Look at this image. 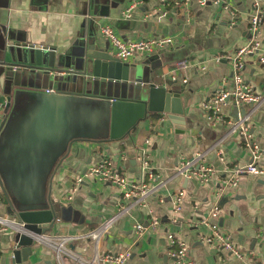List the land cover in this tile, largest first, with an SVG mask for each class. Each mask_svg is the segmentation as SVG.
<instances>
[{
    "label": "crops",
    "instance_id": "1",
    "mask_svg": "<svg viewBox=\"0 0 264 264\" xmlns=\"http://www.w3.org/2000/svg\"><path fill=\"white\" fill-rule=\"evenodd\" d=\"M133 1L0 0V63H5L0 65V103L4 104L0 110V125L23 102L13 105V91L6 93L7 88L12 87L5 83L2 70L12 65L20 69L23 65L10 57V43L54 48L57 54L70 53L83 34H94L103 47L106 41L100 30L104 26H110L123 41L154 37L172 41L151 54L135 55L126 63L144 68L152 82L179 95L186 123L184 133L175 134L164 115L154 114L138 122L121 140L73 142L48 185L51 199L67 209L50 235L86 234L107 221L118 204L128 203L119 199L117 191L109 185L85 178L77 186L75 179L90 166L108 158L129 182H135L142 176L137 156L143 150L159 177L150 185L163 182L147 198L152 215L145 208L133 207L129 214L112 223L96 248L88 243L87 252L83 253V243L74 242L71 249L82 257L94 252L103 255L128 251L130 257L126 264H174L168 256L167 234L171 233L185 243L192 264H264L263 177H241L236 188L221 195L218 218L209 219L231 236L234 247L243 255L242 260L203 244L202 237L209 233L200 224L219 198L217 188L227 175L226 170L250 161V152L241 145L238 133L230 130L239 113L248 114L243 124L261 153L256 164L264 168V100L253 110L249 105L236 108L230 99L221 111L224 122L214 126L206 120L201 108L211 92L233 86L230 62L225 57L233 56L248 42L247 27L253 0H226L229 9L236 14L233 24L227 10L210 4L199 6L195 0H188L186 4L185 0L170 1L179 2L178 7L164 6L161 0H142L126 17L123 11ZM258 1L264 5V0ZM259 40L260 51L247 57L242 75L257 93L264 94V63L258 60L259 56H264V17ZM41 90L54 92L57 84L46 80ZM107 96L132 98L112 93ZM8 101L11 105L6 108ZM200 153L204 155L201 164L210 166L215 172L208 181L175 176L181 160L193 159ZM1 189L0 216L6 217ZM180 191L183 192L180 211L174 213V198ZM152 216L159 219L158 226L136 237L133 224H147ZM13 247V232L0 233V264H11ZM64 263L79 264L71 260ZM25 264H57L56 255L49 249L33 245Z\"/></svg>",
    "mask_w": 264,
    "mask_h": 264
},
{
    "label": "water",
    "instance_id": "2",
    "mask_svg": "<svg viewBox=\"0 0 264 264\" xmlns=\"http://www.w3.org/2000/svg\"><path fill=\"white\" fill-rule=\"evenodd\" d=\"M8 51L23 65L2 70L14 89L6 93L13 91V105L23 102L0 125L1 203L17 227L11 264H25L32 235L51 232L67 211L51 199L48 185L73 142L121 140L154 114L164 115L175 134H183L186 123L178 94L152 82L144 68L116 59L94 34L81 35L70 53L19 43ZM49 79L57 84L52 93L41 90ZM108 92L132 98L112 99Z\"/></svg>",
    "mask_w": 264,
    "mask_h": 264
},
{
    "label": "built area",
    "instance_id": "3",
    "mask_svg": "<svg viewBox=\"0 0 264 264\" xmlns=\"http://www.w3.org/2000/svg\"><path fill=\"white\" fill-rule=\"evenodd\" d=\"M171 0H161L164 6H180L177 1L170 2ZM184 1V4H186ZM199 6L213 5L220 6L227 10L230 14V23L233 24L236 19V14L233 10L229 9L226 0H195ZM142 0H134L128 8L123 11L126 17L130 16V12L136 5L141 4ZM150 16V15H148ZM264 17V5L258 0L252 1V10L249 14L248 22V35L249 39L244 47L239 48L233 56H226L225 59L230 62L232 70L231 89L218 88L210 93L208 99L201 104L202 111L205 114L206 120L211 126L224 122L221 114L222 108L231 99L236 108H241L242 105H249L252 109H256L264 100V94H259L255 89L248 84L242 75L246 65L248 56L258 54L260 51L259 35L261 31L262 21ZM101 36L108 43L111 48V54L121 62H128L131 58L138 54H151L157 49L164 48L166 45L171 44L170 38H150L146 40L136 41H123L113 31L110 26H104L100 30ZM259 62L264 63V56L258 57ZM185 68V66H184ZM172 79H175L172 77ZM224 83V81H223ZM46 93H52V90H46ZM4 104L0 103V110ZM243 112V111H242ZM244 113V112H243ZM239 113L237 122L231 123V131L237 132L241 140V145L250 152V161L243 165H235L226 170V176L220 180V185L217 188V196L219 197L212 203L208 216L201 220L200 224L203 225L208 233L203 236L201 242L205 245L212 246L218 250L226 251L234 257L242 260L243 255L233 245L231 236L222 231L218 223L209 222V219H217L219 216L218 201L221 195L225 192L231 191L237 187L238 181L241 177L253 175L264 178V168L256 164L260 157L258 147L251 141L248 127L244 126V122L248 119V114ZM241 114V115H240ZM219 156V152L216 153ZM202 153L197 154L195 158L190 160H181L176 171L175 176H183L186 179L195 178L201 182H206L215 173L214 169L210 166L203 165ZM222 161V156L219 157ZM142 170V176L135 182H129L125 176L118 171L110 159L106 158L100 162L90 166L85 172L76 177L75 182L78 186L85 178H91L98 183L109 185L113 187L121 200L128 201L125 205L118 204L114 214L105 222L95 227L86 234L78 235H50L51 233L32 235L33 245L41 246L49 249L56 255L57 264H65V260L76 261L79 264H126L130 257V252L125 251L117 254H103L98 255L94 252L88 257H82L78 252L71 249L74 242L83 243V253L87 252V244L92 243L96 248L97 243L109 231L112 223L122 215L129 214L133 207L145 208L149 215H152L151 210L148 208L147 198L151 196L159 185L163 182L151 184L150 182L158 181V176L150 167L148 158L145 156L143 150H140L137 156ZM158 185V186H157ZM183 192H178L175 195L173 203V212L180 211ZM159 219L155 216L147 224L134 223L133 231L136 237H141L146 231L154 229L158 226ZM17 227L10 221L9 218L0 216V233L14 232ZM168 240V256L174 260V264H192L189 258V252L185 243L178 239L174 234H167Z\"/></svg>",
    "mask_w": 264,
    "mask_h": 264
},
{
    "label": "flooded vegetation",
    "instance_id": "4",
    "mask_svg": "<svg viewBox=\"0 0 264 264\" xmlns=\"http://www.w3.org/2000/svg\"><path fill=\"white\" fill-rule=\"evenodd\" d=\"M22 109V106L19 105L15 110H14V114L19 113V111Z\"/></svg>",
    "mask_w": 264,
    "mask_h": 264
},
{
    "label": "rangeland",
    "instance_id": "5",
    "mask_svg": "<svg viewBox=\"0 0 264 264\" xmlns=\"http://www.w3.org/2000/svg\"><path fill=\"white\" fill-rule=\"evenodd\" d=\"M80 90H81V89L79 88V89H78V91H80ZM107 94H111V93H110V92H108ZM0 189H1V187H0Z\"/></svg>",
    "mask_w": 264,
    "mask_h": 264
}]
</instances>
